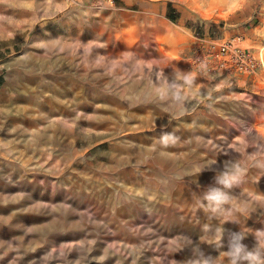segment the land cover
<instances>
[{"label": "rangeland", "instance_id": "1", "mask_svg": "<svg viewBox=\"0 0 264 264\" xmlns=\"http://www.w3.org/2000/svg\"><path fill=\"white\" fill-rule=\"evenodd\" d=\"M223 36L262 47L264 0H0V264L264 254V83L188 59Z\"/></svg>", "mask_w": 264, "mask_h": 264}, {"label": "built area", "instance_id": "2", "mask_svg": "<svg viewBox=\"0 0 264 264\" xmlns=\"http://www.w3.org/2000/svg\"><path fill=\"white\" fill-rule=\"evenodd\" d=\"M193 71L225 79L228 85L241 80L264 83V44L258 49L242 45L239 37H204L188 56Z\"/></svg>", "mask_w": 264, "mask_h": 264}, {"label": "clouds", "instance_id": "3", "mask_svg": "<svg viewBox=\"0 0 264 264\" xmlns=\"http://www.w3.org/2000/svg\"><path fill=\"white\" fill-rule=\"evenodd\" d=\"M245 175V171L239 167L235 171L226 175L223 183L225 187L231 188L233 184L239 183ZM210 202L219 206L228 201L226 193L223 191H214L212 194L206 197ZM243 237H241V240ZM230 264H241L242 261H247V264H264V254L258 250H248L247 246L243 243H236L233 245L229 252Z\"/></svg>", "mask_w": 264, "mask_h": 264}, {"label": "bare ground", "instance_id": "4", "mask_svg": "<svg viewBox=\"0 0 264 264\" xmlns=\"http://www.w3.org/2000/svg\"><path fill=\"white\" fill-rule=\"evenodd\" d=\"M78 71V70H77ZM76 74V73H75ZM33 75H35V74H33ZM27 77V76H26ZM29 78V77H28ZM32 79V78H31ZM40 80V79H39ZM38 80V81H39ZM36 81V80H35ZM34 81V82H35ZM37 81V82H38ZM52 82V81H51ZM29 83H31V82H29ZM69 83V82H68ZM37 84V83H36ZM41 84V83H40ZM75 85V84H74ZM27 86V85H26ZM33 86V85H32ZM35 87V86H34ZM43 87H44V85H43ZM67 87V86H66ZM70 87V86H69ZM79 87V86H78ZM30 88V87H29ZM68 88V87H67ZM74 88V87H73ZM33 89V88H32ZM76 89V88H75ZM5 90V89H4ZM24 92H26V91H24ZM2 93V92H1ZM34 93V92H33ZM2 95V94H1ZM3 96V95H2ZM34 103V102H33ZM29 104V103H28ZM19 106H21V105H19ZM23 108V107H22ZM4 109H2V111H3ZM7 110V109H6ZM10 111V110H9ZM18 111H19V109H18ZM17 111V112H18ZM42 112V111H41ZM3 114V113H2ZM8 114V113H7ZM17 114V113H16ZM27 114H28V112H27ZM34 114V113H33ZM14 115V114H13ZM4 116V115H3ZM3 118V117H2ZM1 124V123H0ZM7 124V123H6ZM3 125V124H2ZM5 127V126H4ZM56 129V128H55ZM2 131V130H1ZM15 131V130H14ZM20 132V131H19ZM54 133V132H53ZM52 133V134H53ZM21 134V133H20ZM47 134V133H46ZM49 134H50V132H49ZM21 136V135H20ZM5 137V136H4ZM22 137H24V136H22ZM19 138V137H18ZM21 139V138H20ZM24 139V138H23ZM53 139V138H52ZM18 140V139H17ZM46 140V139H45ZM3 140H2V137H0V142H2ZM5 141V140H4ZM20 141V140H19ZM40 143V142H39ZM38 143V144H39ZM20 144V143H19ZM45 144V143H44ZM10 145V144H9ZM14 145V144H13ZM46 145V144H45ZM0 146H2V145H0ZM17 146H18V144H17ZM21 146V145H20ZM2 147H4V146H2ZM22 147V146H21ZM25 147V146H24ZM5 148V147H4ZM12 148V147H11ZM2 150V148L0 149V151ZM7 154V153H6ZM162 163V162H161ZM6 164V163H5ZM163 164V163H162ZM160 165V164H159ZM10 167V166H9ZM16 173V172H15ZM18 173H20V172H18ZM9 175V174H8ZM13 175V174H12ZM11 176V175H10ZM21 176V175H20ZM31 178V177H30ZM13 180V179H12ZM81 190V189H80ZM104 190V189H103ZM106 191V190H105ZM109 191V190H108ZM81 193V192H80ZM109 193V192H108ZM83 194V193H82ZM102 194H103V192H102ZM108 195V194H107ZM110 196H112V195H110ZM105 197V196H104ZM107 197V196H106ZM113 197V196H112ZM112 200V199H111ZM138 200V199H137ZM112 203V202H111ZM110 204V203H109ZM119 205V204H118ZM55 221L53 220V221H49V222H47V223H44V224H41V225H34V227L32 228V230H33V232H38V231H46V230H49V229H51V228H53L54 226H55ZM98 251V250H97ZM94 252V251H93Z\"/></svg>", "mask_w": 264, "mask_h": 264}, {"label": "crops", "instance_id": "5", "mask_svg": "<svg viewBox=\"0 0 264 264\" xmlns=\"http://www.w3.org/2000/svg\"><path fill=\"white\" fill-rule=\"evenodd\" d=\"M240 82H241V83H246L247 81L243 79V80H241ZM240 82H239V83H240Z\"/></svg>", "mask_w": 264, "mask_h": 264}]
</instances>
